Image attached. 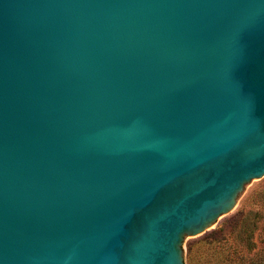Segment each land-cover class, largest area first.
<instances>
[{
	"label": "water",
	"instance_id": "obj_1",
	"mask_svg": "<svg viewBox=\"0 0 264 264\" xmlns=\"http://www.w3.org/2000/svg\"><path fill=\"white\" fill-rule=\"evenodd\" d=\"M264 181V0H0V264H185Z\"/></svg>",
	"mask_w": 264,
	"mask_h": 264
},
{
	"label": "rangeland",
	"instance_id": "obj_2",
	"mask_svg": "<svg viewBox=\"0 0 264 264\" xmlns=\"http://www.w3.org/2000/svg\"><path fill=\"white\" fill-rule=\"evenodd\" d=\"M258 213L257 221L264 229V181L248 186L239 198L235 209L218 222L200 239L188 240L184 243L185 264H203L207 257L217 264L228 252H236L243 248L239 235L249 236L254 214ZM264 238V235L261 236ZM258 249L263 248L264 242L256 239Z\"/></svg>",
	"mask_w": 264,
	"mask_h": 264
},
{
	"label": "trees",
	"instance_id": "obj_3",
	"mask_svg": "<svg viewBox=\"0 0 264 264\" xmlns=\"http://www.w3.org/2000/svg\"><path fill=\"white\" fill-rule=\"evenodd\" d=\"M258 213L254 214V221L251 224V233L246 237V233L242 235L240 233L239 242H241L243 248L236 252H228L223 260L217 264H264V246L258 249L256 239H260V242H264V229L259 225L257 221ZM203 264H215L211 258L207 257Z\"/></svg>",
	"mask_w": 264,
	"mask_h": 264
}]
</instances>
